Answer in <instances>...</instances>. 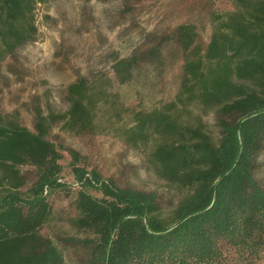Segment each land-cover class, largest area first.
<instances>
[{"label":"trees","instance_id":"16d2710c","mask_svg":"<svg viewBox=\"0 0 264 264\" xmlns=\"http://www.w3.org/2000/svg\"><path fill=\"white\" fill-rule=\"evenodd\" d=\"M49 1L0 0V61L38 41L36 9ZM230 2L212 10L207 43L194 25L175 30L182 63L174 98L152 108L139 101L114 126L178 195L172 208L157 192L103 179L71 149L75 183L63 181L62 148L49 137L57 124L79 135L96 129L105 98L86 80L67 88L66 112L39 113L34 131L0 115V264H67L44 234L58 192L72 193V224L86 233L61 241L77 264H264V185L256 177L264 148V0ZM152 56L158 64L160 49ZM132 65L117 62L124 81ZM24 168L35 173L30 185Z\"/></svg>","mask_w":264,"mask_h":264},{"label":"rangeland","instance_id":"374dc122","mask_svg":"<svg viewBox=\"0 0 264 264\" xmlns=\"http://www.w3.org/2000/svg\"><path fill=\"white\" fill-rule=\"evenodd\" d=\"M231 7L230 0H51L40 4L38 41L0 61V115H15L34 131L39 113L66 112L67 88L86 80L105 98L96 113V129L79 135L57 124L49 137L62 148L63 181L75 183L71 149L79 154L80 165L97 170L103 179L120 188L157 192L162 206L172 208L178 195L156 177L144 152L127 145L114 126L121 125L128 109L139 101L152 108L174 98L182 63L173 35L177 27L196 26L205 44L211 35L212 10ZM156 49H160L159 65L152 56ZM122 59L133 61L125 81L115 69ZM206 121L214 128L212 116ZM22 172L29 185L34 182L32 168ZM256 177L264 185V148L257 159ZM68 187L72 192L79 186ZM71 194L52 196L55 219L44 234L63 248L67 264H77L74 250L61 242L86 235L72 224Z\"/></svg>","mask_w":264,"mask_h":264}]
</instances>
